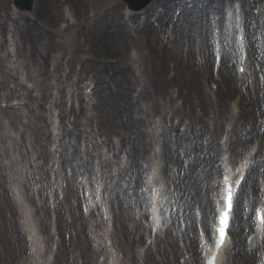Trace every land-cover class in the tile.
Here are the masks:
<instances>
[{"label":"rangeland","instance_id":"rangeland-1","mask_svg":"<svg viewBox=\"0 0 264 264\" xmlns=\"http://www.w3.org/2000/svg\"><path fill=\"white\" fill-rule=\"evenodd\" d=\"M13 1L0 0V62L3 65L11 66L14 72H8L6 66L0 68V89L2 91L10 90L11 93L15 92V94L19 93L25 100L17 98V101H13L16 99L15 96H12L9 100L0 98V105L3 107L11 103L16 105L18 101L21 102L19 109L14 108L17 118L10 114L8 115L6 112H0V132L2 137V141L0 138V144L7 146L11 152L16 153L14 157L27 170L30 169L33 172L34 166L38 170V167H42V161L47 158L42 157L43 149L39 147L38 142L46 140L45 144H47L48 149H46V152L50 154V161L52 155L49 152V148L52 147L55 138L61 139L62 137V141H65L66 144L63 147V152H68L70 156L74 150L75 152L78 151L79 146H72L69 138L74 137L82 140L81 135L85 136V139H87L86 135L92 138H100L101 135H105L103 134V115L117 125L116 131L107 137L121 135L125 131L126 140H123V142L126 141L125 143L128 144H141L144 142L148 145V152L150 153L153 138L158 139L160 136V133L156 135L153 131L154 120L159 117L156 114L162 111V115H164L170 111V116H172L173 112L169 110V105L172 104L175 107L179 106V109L183 111L189 112L182 106L183 98H185L186 94L183 93L182 97V94L175 92V99L171 101L169 99L170 95L165 99L163 95L154 93L155 85L157 84L155 79L162 75L163 72L169 78L170 74H173L171 71H176L179 77H184V80L188 81L191 71L195 72L193 78L198 77V71L207 64L210 74L205 75L208 76L209 80L203 84L200 72L201 82L200 80L198 82L208 90L207 92H210V97H207L208 102L203 110L199 112L200 107H197L196 115L201 116L210 124L216 119V110L217 112L222 110L227 117L222 114L221 121L223 125L225 122H232L229 119V109L231 108V102L229 103V101H234L236 96H238L237 89L241 90L239 89L241 85L235 77L234 59L232 57L228 60V57H225V61H228L226 65L223 64L222 71L228 82L224 83L219 81V75H217L218 72L221 73L222 71L217 72V67H214L213 64V31L219 26L216 23L215 15L217 10L215 6L222 4L224 0H196L198 1L197 5H200L199 8L187 6L191 9L187 8L190 14L189 16L186 14L181 23L183 25L174 32L171 30V26L177 22L179 14L175 12L181 11L180 5L178 6L180 9H176L175 0L169 2L168 6H171L170 12L173 15V18L170 19V25L166 24L169 17L159 7L157 17L159 15L160 19L156 20L155 17H152L151 23L159 29L160 25L163 24L167 27V31L160 29V32L155 33L159 38L153 40L148 54L147 51L144 53L138 45L139 29H137V26L139 23L135 19L130 18L131 15L127 13L122 0H97L94 5L96 11L93 12V14L97 13V16L94 19L89 18L92 15L91 12L89 17H80L81 12L83 13L90 8L91 3L89 0L81 2L76 0H52V3L56 4L55 14H53L54 27L49 26L52 17L47 12H42V10L37 12V8L43 4L42 0H37L35 8L33 7L30 11L16 10L13 6ZM118 2L121 4L118 5ZM221 8H223V5H221ZM140 15L138 14L137 16ZM262 15H264V11H262ZM78 19L81 21L75 23ZM40 35H43L46 43L52 40L55 47L59 49L49 62V54L33 50L35 49L33 39L35 37L40 38ZM257 36L255 34V39L258 41ZM70 48L74 49L76 59L70 57L72 55L70 54ZM182 48H184V52ZM8 49H11L12 54L8 52ZM153 53H155L154 56ZM40 56H46L44 63ZM175 57L184 58L188 61L190 69L180 68L178 63L175 66L172 63ZM259 59L262 60V56L261 58L259 56ZM52 63L54 64L52 65ZM257 64H259V61L253 63L254 66H257ZM96 66H104L102 70L104 76L99 82L92 77V73L97 70ZM230 68H232L233 74L229 73ZM50 69H53L51 73L48 72ZM252 71L254 69L251 70L249 75L253 84L254 75H252ZM74 72L77 73L74 74ZM17 77L20 81L32 87V90L30 91L25 85L18 83L16 81ZM229 77L232 79H229ZM258 84L263 85L262 82H258ZM179 87L185 90L182 85ZM244 87L242 86V88ZM172 88L169 87L171 94ZM83 91L86 96L83 95ZM120 91L126 92V95L122 96V98L118 96ZM128 92L132 93L133 96L129 97ZM242 92L246 96V100L243 101L246 107H242L246 111L247 120L259 118L258 127L260 126L263 131L264 113H260V110L264 106V89L258 93V96L257 94L255 96L249 95L246 88ZM32 93L36 96L34 97ZM228 94L229 96H227ZM253 97L254 99H252ZM217 100L222 108L216 106ZM73 103L77 106L80 103L85 105L77 116V122H74V115L70 113ZM155 104L163 107L156 111L158 113L152 111L151 106ZM12 109L9 107L10 111ZM131 114L134 115L133 118ZM175 118L177 117L175 116ZM38 122L43 124L42 129L38 130V134L42 138L36 140L35 126ZM137 122H141L143 125L145 123L148 124V132L145 127L146 134H139L136 127L133 128ZM167 122L171 124L169 120ZM163 123L164 121L162 120ZM182 124L179 125L180 128L185 126ZM62 128L65 132H63ZM130 128L133 131H131L132 133H130ZM161 136L163 137V134ZM49 137L51 139L50 143L48 142ZM24 140L27 142V146L23 144ZM183 140H185V135ZM262 143L264 151V136ZM167 145L169 151H175L176 146L173 145V142L168 141ZM90 149H92L91 145ZM101 149H104L101 143L98 146H94L91 153L98 152V157L92 155L88 162L79 159L82 163H86V165H83V170L85 168L94 170L93 181L95 179L101 181V173L106 165L108 168L111 167L116 173L119 171L117 165L113 163V155L106 153V158H104V153ZM181 150L183 151V149ZM175 153L176 156L178 150ZM126 158L129 159L128 154H126ZM94 159H99L100 161L98 160L97 166L92 168ZM184 163L186 164L187 161ZM199 166L197 165V167ZM171 169V173H174L175 164L173 165L172 162L168 170L170 171ZM10 171L12 174H16L12 167ZM41 173V171H34V175L39 178ZM50 173L56 174V171L50 170ZM181 173L182 178L187 177L184 174V170ZM219 174L216 175V180ZM115 178L118 179V176ZM252 178L247 183V190H250ZM254 181H256V188H259L256 177ZM199 182V178L186 179L182 188L176 184L170 187L173 196H176L174 201L177 209L174 210V213L177 214V217L174 222H168L166 225L171 227L172 231L175 228L182 229L177 240L181 251L180 256L186 251L182 232H185V239L188 244L191 239L195 243L199 239L196 233L195 218L197 207L193 206L195 205L193 204L190 206L193 208L187 210L184 209V207L188 206L186 204L182 209L178 208L177 199L179 196L186 198L188 194L192 193L186 188L193 187ZM187 215L191 217L193 215L195 218L191 225L184 221L185 218H188ZM144 244H141L138 248ZM66 252L63 256L60 255L61 259L57 264H71L73 262L74 255L72 253L70 255L68 251ZM187 255L186 253L184 257ZM229 258L231 259V255ZM229 258L227 259V264ZM255 263L254 259L251 260V264Z\"/></svg>","mask_w":264,"mask_h":264},{"label":"bare ground","instance_id":"bare-ground-1","mask_svg":"<svg viewBox=\"0 0 264 264\" xmlns=\"http://www.w3.org/2000/svg\"><path fill=\"white\" fill-rule=\"evenodd\" d=\"M76 1L81 2L85 0ZM89 1L91 3L90 8L83 13L81 12L80 17H89V13L91 12L92 15H90L89 18L94 19L97 16V13L93 14V12L96 11L94 5L97 0ZM170 1L171 0H156L145 10V16L143 18L137 16V13H133V15H131L133 18L140 20L141 26L138 32V45L144 53L147 51L148 54L150 51V46L153 44L152 35L154 31L151 27H149L150 16L157 13L156 10L158 6L164 8ZM176 2H179L178 4L184 8L182 10L183 13L187 7L186 0H176ZM250 3L251 0H244L243 10L245 14L248 13L247 6ZM117 4L120 5L121 3L118 2ZM55 9L56 4H53L52 0H44V3L42 4V12H47L48 15L52 17L51 23L49 24L50 27H54L55 25L53 20ZM231 19H233L232 14L228 12L227 20H229L228 25L230 27L233 26V20ZM80 21L81 20L78 19V21H75V23H79ZM255 22H259V20L255 18ZM178 25L179 24L177 23L175 24V30ZM40 36V38L35 37L33 39L35 48L33 50L39 53L49 54V62V60L54 58V55L59 49L55 47L52 40L46 43L43 35ZM221 40L227 41V44L230 47H234L233 40H231V37H228L227 34L225 38L222 36ZM70 54H72L70 56L71 58L76 59V53L74 49L70 48ZM154 55L155 53H153V56ZM146 58L148 60L147 56ZM172 63L175 66H177L178 63L180 68H185L186 70L190 69V64L184 58L180 59V57H175ZM3 66L5 67L6 65H3L0 62V68ZM203 68L202 70H204V72L201 73V76L203 78L204 84L208 79L204 76L206 73L208 74V65L206 64ZM96 69L97 70L92 73V77L95 81L99 82L104 76L102 73L104 66H96ZM6 70L10 72L11 67H7ZM230 72L232 73V69ZM76 73L77 72H74V74ZM194 73L191 72L190 79L187 81L184 80V77H176V72H174L173 76L169 78L165 76L163 72V74L155 80L157 82L155 91H157L156 94L163 95L165 97L166 93L170 94L168 91L169 86L174 87L182 85L186 89V92H184L186 93L184 98V108L191 113L192 117L189 115V113H186L181 109L179 110L180 114L177 115H179L181 118H191V121L186 126L187 131L191 129L194 133V130L198 125L201 129L205 127L209 131L208 133L210 134V137L206 139V142L205 134L200 136L201 141H199L197 138L189 137L190 141L194 143V146L199 145L203 147L200 152L204 154V157L208 154V158L203 157V161H201L198 160L197 157L193 158L190 156L187 160V167L183 165V159L181 160V158H177L176 160V164H179L180 167H178V170L175 173H180L184 167L188 170L187 177L174 178L168 169H166V172L164 171V175L168 178L169 184H176L180 188L184 186L186 179H200V182L197 185L186 188L192 192L191 194H188L186 198L179 196L177 201L180 208H183V206L187 204L188 206L184 207V209L187 210H191L193 207L190 206L195 204L193 206H196L203 214V217L201 218V224L206 229V232H209L208 218L213 209L212 200L217 190V186H215V177L218 171L221 169V165L225 163V166L222 168H228L230 166V161H235L238 157H242L244 155L245 159H243V161L240 159V164L238 166L240 171H243L247 164H249L251 168V163L255 165L258 161H264V154L260 156L248 151V148L251 144L257 141L259 142L257 139L258 134H256L258 133L259 129L257 130V128L254 127V124L251 125L249 130H247L246 127L243 128V122H246V120H244L246 118V111L241 108L242 106H244V108L246 107V105L243 103V101L246 100V96L242 92L243 89L241 88V90H236L238 102L232 101L231 105V111L233 114L232 117L238 116V119L234 121L235 123L232 125L231 129L224 130L221 118L222 114L224 116L225 114L222 112V110L221 112H217L216 110V122L212 125H209L208 122H205L202 118L196 115V111L198 110L197 107H200V110H203L204 106L207 105V96L209 95V92H207L204 86L198 82V80L201 82V77H199L200 71L197 73L198 77L196 76L195 78H193L195 75ZM240 77V79L245 78L244 74ZM224 78L226 79V77L223 75L222 81ZM229 79L231 78L229 77ZM16 81H18V77ZM247 84L248 87L246 86L245 88L249 90V95H256L258 92L257 86H255V89L250 88L249 79ZM183 91L184 90L182 89H178V92ZM2 92H4V94L1 96L3 99H8L15 94L8 91H2L0 89V94ZM125 95L126 92H123L122 96ZM227 96H229V94ZM170 98L172 101V95ZM252 99H254V97ZM216 103V106L221 108V104L218 103V100ZM157 107L158 105L155 104L153 109L155 110ZM169 108L173 109V104L169 105ZM195 118H197V120ZM158 122L160 125L159 129L161 130V134L166 133L165 136L167 137V140H174L176 143H179L181 139L180 134H176L173 138V132L169 131L170 127L172 130H175L174 123H172L173 126L168 127L162 124L161 119H159ZM250 122L251 120L247 121V123ZM102 123L107 145H109L110 150H115L117 145H114L113 141H111L112 137L107 136L116 131L117 125L104 115L102 116ZM142 126L144 125L141 122H137L133 128L136 127L138 133L142 134L141 129L144 131V128H141ZM42 127L43 124L41 122H38L35 126L36 140L42 138V136L38 134V130L42 129ZM222 128V134H225L224 142H222V144H225V152H223V158H220L219 155L220 151H222V147L220 148L218 136L220 135ZM123 133L125 134V131ZM171 135L172 137L169 139L168 136L170 137ZM153 142V149H157V146L162 145L161 138L155 139ZM23 144L25 145V140L23 141ZM38 144L39 147L43 149V153H41L42 157H45L47 154L45 143L38 142ZM255 145L256 144H254V146ZM163 148H165V145ZM247 151L249 153H247ZM147 152L148 150L146 149L145 155ZM183 152L185 154L189 153V155H191L190 153L195 152V149L187 146ZM13 154L14 153L10 151L4 152L2 149H0V227L1 223L3 227V230L1 227L0 232V264L3 262L4 264H32L33 261L34 264H43L41 261L43 258L41 253L43 240L42 242L40 241L39 231L37 230L36 225H38V228L45 234L48 246H50V240L53 235L49 233L47 229L46 214L49 212V203L47 204V199L50 198L52 194L56 205H58L56 211L58 212L59 217H56V225L58 228L59 238L61 237L59 247L61 251L66 250L67 247H69L71 251H74L76 263L73 264H192L195 261H198V244L195 246V241L193 239H191L190 243L188 244L187 240L185 239V232H182V236L184 237L183 240L185 242V249H187L190 254L188 258H185V261H181L180 250L177 244L180 233L179 228H175L173 231H171L169 228H166L153 232V229L147 220L149 211H151L152 214L154 213V215L157 213L159 214L161 212L158 209H161L163 203H165L170 208V199L176 198V196H173L174 198H172V191L169 189L167 190L170 192V199L163 198L165 184L159 181V179L162 178L160 172L162 159L158 156L164 157L166 159L167 153L159 150L155 153L154 160L151 156L145 158V161L150 163L152 169L150 172H147V179L146 183L144 184V186H147L148 184L149 186H147V188H145L143 191H141V188H144L142 184L143 169L141 165L129 161L128 164L131 166L133 171L130 169L125 170L124 178H122L120 170L118 173L112 172L113 170L108 168L106 165L100 177V186H102L103 189L100 192V197L95 198L96 203L94 204L90 203L89 197H86L85 192V188L89 180L92 178V172L89 168H87L86 171H83L82 165L70 163L68 159L65 161V164L67 163L71 167L72 173L66 175L63 183H57L48 179V168L46 167L47 171H45L44 166L42 167V172L44 175L40 180L41 185L39 188H36L30 182V172H26L25 175L20 177L10 173V165L13 166L17 164V161L13 158ZM145 155L144 152L142 153L139 150L135 151L136 159L137 157H142ZM47 157H49V155ZM170 157L172 156H168V159ZM3 160L8 161L4 162ZM180 160L182 162H180ZM168 162H172L171 159H169ZM120 164L121 163L119 162L118 169H121ZM262 164L263 165H261V168L264 166V163ZM197 165L200 166L197 167ZM232 171L234 170L232 169ZM77 173H79L80 178L75 175ZM84 174H87V176H84ZM257 175L258 177L264 178V174L261 172V169L260 171H255L254 176ZM116 176H118V179L115 178ZM150 186L153 188L151 190L152 193H155L152 197L149 192L150 189L148 190ZM20 187L22 191L19 190ZM254 188H256V185L253 182L250 194L248 196V199L251 197L250 200L255 199L256 192L253 191ZM11 190H14L15 194L18 192H21L22 194L21 196L17 195L11 198L9 195V191ZM59 191L61 192V195H59ZM156 194L159 195L158 198L155 197ZM37 195L39 196V199L42 200V203L40 202V206L37 205ZM181 197L184 200H181ZM13 200L18 203L16 208L12 203ZM26 201L34 202L36 205V209L33 210V214L31 213L32 211H30ZM106 212L112 213V217L116 223L112 234L109 232L110 229H103V223L105 220L101 219V217H106ZM236 215H238L236 219L237 222L234 224L232 232L236 235L235 246H240V248L238 252L232 255L231 259L229 258L228 264H251V260H253L254 257L253 254L249 253L248 251L253 248L258 251L264 247V237L263 239H257L256 237V240L252 244H246L245 238L242 237V229L247 226L244 224L241 209L239 214L236 213ZM19 216H21V219L23 217V219L21 220ZM187 216L188 218H185L184 221H186L188 225H191V222L195 218L193 215L192 217L190 215ZM171 217L175 219L177 214L172 213ZM246 221L250 225V219H246ZM257 231L258 234L261 233L260 227H258ZM62 232L63 236H61ZM26 235H28L30 238L29 245L31 248L29 253H31V256L28 253V249L26 252L27 254L25 253L26 246L24 237ZM154 235L155 239L150 242L149 246L147 245L145 250L138 248V246L149 240V238ZM117 248L122 254L120 251L117 252ZM255 264H262V262L261 260H258V262Z\"/></svg>","mask_w":264,"mask_h":264},{"label":"snow or ice","instance_id":"snow-or-ice-1","mask_svg":"<svg viewBox=\"0 0 264 264\" xmlns=\"http://www.w3.org/2000/svg\"><path fill=\"white\" fill-rule=\"evenodd\" d=\"M229 208H231V192L230 191H229ZM227 218L228 217H227L226 214H225L224 217H222V221H221L222 224L226 222ZM262 218H264V217H262ZM220 232H221V241H220V243L222 244L223 243L224 236H225V231H224L223 228H221ZM211 264H215V260L214 259H213V261H211Z\"/></svg>","mask_w":264,"mask_h":264},{"label":"water","instance_id":"water-1","mask_svg":"<svg viewBox=\"0 0 264 264\" xmlns=\"http://www.w3.org/2000/svg\"><path fill=\"white\" fill-rule=\"evenodd\" d=\"M133 7L145 4L149 0H129Z\"/></svg>","mask_w":264,"mask_h":264}]
</instances>
